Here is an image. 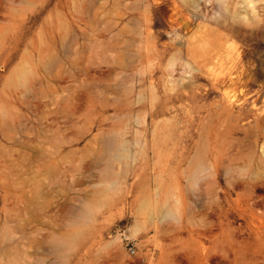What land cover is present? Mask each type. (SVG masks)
I'll return each mask as SVG.
<instances>
[{
    "label": "rangeland",
    "instance_id": "obj_1",
    "mask_svg": "<svg viewBox=\"0 0 264 264\" xmlns=\"http://www.w3.org/2000/svg\"><path fill=\"white\" fill-rule=\"evenodd\" d=\"M263 83L264 0H0V264H264Z\"/></svg>",
    "mask_w": 264,
    "mask_h": 264
},
{
    "label": "bare ground",
    "instance_id": "obj_2",
    "mask_svg": "<svg viewBox=\"0 0 264 264\" xmlns=\"http://www.w3.org/2000/svg\"><path fill=\"white\" fill-rule=\"evenodd\" d=\"M223 2V1H222ZM230 25H231V22H230ZM234 28H236L235 26H234ZM236 30V29H235ZM243 77H244V73H243V71L241 70L240 72H239V74H238V76H237V79H238V85L240 86V87H243V83H242V80H243ZM264 92V83L261 85V91H260V93H263ZM259 93V94H260ZM120 146V145H119ZM113 147H114V145H113V140H108L107 142H106V149L108 150V151H113Z\"/></svg>",
    "mask_w": 264,
    "mask_h": 264
},
{
    "label": "built area",
    "instance_id": "obj_3",
    "mask_svg": "<svg viewBox=\"0 0 264 264\" xmlns=\"http://www.w3.org/2000/svg\"><path fill=\"white\" fill-rule=\"evenodd\" d=\"M131 252H133V250H131Z\"/></svg>",
    "mask_w": 264,
    "mask_h": 264
}]
</instances>
